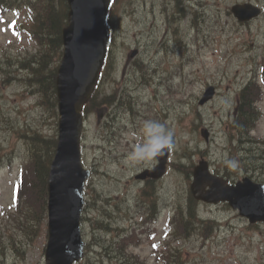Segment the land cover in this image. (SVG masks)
<instances>
[{
    "label": "rangeland",
    "instance_id": "1",
    "mask_svg": "<svg viewBox=\"0 0 264 264\" xmlns=\"http://www.w3.org/2000/svg\"><path fill=\"white\" fill-rule=\"evenodd\" d=\"M200 1L208 3L204 8L197 9L201 10L202 14H197L194 18V26L193 23L189 25V20L178 15L180 9L173 0H133L124 4L118 3L111 13L120 24L113 31L109 55L114 79L120 81L125 93L129 85L134 87L133 79L144 83L149 77L138 67L137 62H140L142 68L144 65L149 68L156 66L158 76L162 78L163 96L159 94L160 101L154 100L153 88L149 86L150 83H145L144 91L139 93L137 102L149 105L142 113L140 112L143 117L138 120L139 125L148 118L160 121L162 110L159 102L161 106L163 102V123L175 132V149L173 148L170 160L171 176L163 180V205L170 204L166 201L168 199L177 200L179 194L185 196L184 189L189 183V177L186 175L188 166L193 167L201 160L208 159V167L210 166L212 170L224 169L229 172L230 169L233 180L248 177L255 183H264V122L257 123L251 133L245 131L249 134L250 140L247 144H239L228 128L229 121L235 117L238 91L253 77L255 71L261 74L259 66H264V14L249 25L243 26L228 14V10L233 4L248 0ZM251 1L264 7V0ZM181 2L186 3L185 0ZM163 10H167V14H163ZM184 12L185 16L192 19L193 13L190 8H184ZM174 15L177 18L175 26H166L167 18ZM24 17L25 13L22 12L17 21H24ZM10 18L9 16L8 19ZM163 31L175 38L169 37L166 42V39L163 40ZM157 42L166 44L163 47L168 46L170 51L162 54ZM34 46L25 33L13 35L8 25L0 19V47H4L9 56L17 54L22 48ZM134 49H142V53L134 62L131 61L132 65L128 69L130 73H126V66L130 61L128 56ZM208 85L216 86L218 95L206 108H200L197 100ZM158 88L161 89L162 86ZM115 89L116 85L112 78H109L101 88L107 96H112ZM20 92L19 86L15 84L0 90L4 102L1 109L12 123L0 124L9 129L0 131V154L9 155L11 157L9 163L13 164L11 170L8 169L9 164L3 165L0 170V211L11 203V186L17 172L13 158L18 161L17 157L23 150L22 141L12 130L25 127L27 124L32 131L49 137L56 132L54 123L48 118L51 112L39 106L31 110V100L22 99ZM259 108L264 113V99ZM136 109L137 107L133 108L135 111ZM117 120L115 115L114 122L107 121L106 127L100 124L98 128L96 116L92 115L85 127L82 158L87 168L99 173L92 175L85 190V194L88 195L87 201L89 200L92 205V209L86 210L83 214L85 215L83 229L84 232L85 228L87 231L89 250L86 251L84 260L77 264H85L87 257L90 264L98 262L96 254L100 251L90 246L92 240L90 220L113 221L112 213L115 212L117 216L120 210L112 211L116 209L115 202H105L103 197L112 200L119 198L125 183L137 172L136 163L133 164L125 158L130 146H124L125 140L117 142L121 125L127 121ZM111 131L114 134H111ZM204 132L208 134L207 141L203 138ZM122 135L126 139L130 137L124 133ZM136 139L142 140L141 132ZM242 139L245 141L246 138ZM112 143L115 149L111 153L105 152L104 150ZM100 145L103 147L100 148ZM245 148L255 153L250 156L254 159V167L248 173H245L244 165H237L235 168L226 166L225 159L245 158L241 155ZM102 154L105 160L98 165ZM120 155L125 156L120 158ZM172 164H175V167ZM133 205L134 200L129 202L128 208ZM122 213H128V210L123 209ZM109 224L111 226V222ZM126 224L127 221L113 222V226L123 227ZM102 235L99 234L100 238ZM255 235L256 232H252L251 229L248 231L245 228L230 229L219 239L215 237V240L206 242L203 249L198 248L197 244L195 246L190 243L173 244L171 247L175 258L172 264H264V230ZM46 240L44 227L39 237L26 246L23 258L13 253L7 259L0 258V264H43ZM142 244L138 252H142L141 256H144L148 254L149 247L144 246L146 243ZM103 264L110 263L104 260Z\"/></svg>",
    "mask_w": 264,
    "mask_h": 264
},
{
    "label": "water",
    "instance_id": "2",
    "mask_svg": "<svg viewBox=\"0 0 264 264\" xmlns=\"http://www.w3.org/2000/svg\"><path fill=\"white\" fill-rule=\"evenodd\" d=\"M108 3L109 0H69V25L63 30L64 52L57 77L59 137L48 180L46 264H72L82 256L77 217L88 172L81 168L79 158L80 111L97 82L105 55L108 32L104 18ZM233 10L240 21L258 15V12L245 11L240 7ZM209 180L198 173L192 187L195 197L213 198L210 191L207 195L202 193L210 184ZM211 187L215 191L219 186L212 183ZM232 189L219 188L220 196L215 200L228 197L232 207L239 209L251 221L264 220V215L252 218L256 210L264 214V205H259L262 202L258 189L248 182Z\"/></svg>",
    "mask_w": 264,
    "mask_h": 264
},
{
    "label": "trees",
    "instance_id": "3",
    "mask_svg": "<svg viewBox=\"0 0 264 264\" xmlns=\"http://www.w3.org/2000/svg\"><path fill=\"white\" fill-rule=\"evenodd\" d=\"M47 3L49 4L45 9L42 4L34 5L32 9L33 21L37 22L36 27L43 38L44 49L43 57L32 68L29 81L37 89L43 88V91H39L38 104L55 116V69L49 66V62L60 55L61 28L66 16L60 5L54 7L50 2ZM0 69L5 73L3 66ZM21 138L25 140L28 153L22 166V173H25L19 191L22 195L12 209L0 215V248H10L23 256L26 246L37 237L42 221L45 220L47 173L56 140L55 137H48L28 128L21 132Z\"/></svg>",
    "mask_w": 264,
    "mask_h": 264
},
{
    "label": "clouds",
    "instance_id": "4",
    "mask_svg": "<svg viewBox=\"0 0 264 264\" xmlns=\"http://www.w3.org/2000/svg\"><path fill=\"white\" fill-rule=\"evenodd\" d=\"M142 140L132 146L126 159L130 162H147L165 153L175 146V132L166 124L157 120H145L141 127ZM226 166L235 168L237 162L225 159Z\"/></svg>",
    "mask_w": 264,
    "mask_h": 264
},
{
    "label": "bare ground",
    "instance_id": "5",
    "mask_svg": "<svg viewBox=\"0 0 264 264\" xmlns=\"http://www.w3.org/2000/svg\"><path fill=\"white\" fill-rule=\"evenodd\" d=\"M123 103V108H125L127 105H129V103H125V102H122ZM122 103L121 102H118V103H115L114 104V111L117 112L120 107H122Z\"/></svg>",
    "mask_w": 264,
    "mask_h": 264
},
{
    "label": "flooded vegetation",
    "instance_id": "6",
    "mask_svg": "<svg viewBox=\"0 0 264 264\" xmlns=\"http://www.w3.org/2000/svg\"><path fill=\"white\" fill-rule=\"evenodd\" d=\"M162 110H163V104H162ZM162 122H163V118H162Z\"/></svg>",
    "mask_w": 264,
    "mask_h": 264
}]
</instances>
